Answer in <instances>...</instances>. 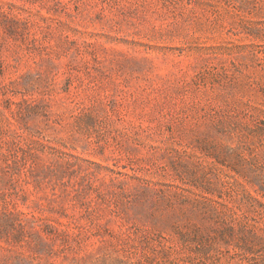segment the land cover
I'll return each mask as SVG.
<instances>
[{"label":"rangeland","instance_id":"obj_1","mask_svg":"<svg viewBox=\"0 0 264 264\" xmlns=\"http://www.w3.org/2000/svg\"><path fill=\"white\" fill-rule=\"evenodd\" d=\"M0 264H264V0H0Z\"/></svg>","mask_w":264,"mask_h":264}]
</instances>
